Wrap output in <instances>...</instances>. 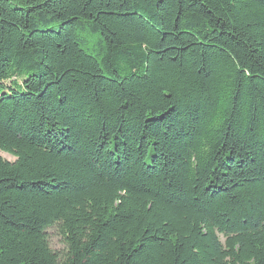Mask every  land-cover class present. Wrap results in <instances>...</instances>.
Here are the masks:
<instances>
[{
  "label": "trees",
  "instance_id": "16d2710c",
  "mask_svg": "<svg viewBox=\"0 0 264 264\" xmlns=\"http://www.w3.org/2000/svg\"><path fill=\"white\" fill-rule=\"evenodd\" d=\"M0 150V264H264V0H0Z\"/></svg>",
  "mask_w": 264,
  "mask_h": 264
},
{
  "label": "rangeland",
  "instance_id": "374dc122",
  "mask_svg": "<svg viewBox=\"0 0 264 264\" xmlns=\"http://www.w3.org/2000/svg\"><path fill=\"white\" fill-rule=\"evenodd\" d=\"M0 155L10 161H13L15 159V157L12 156L11 154L3 152L1 150H0ZM47 237L52 250L59 254H62L65 250V244L55 227H52L47 230Z\"/></svg>",
  "mask_w": 264,
  "mask_h": 264
}]
</instances>
